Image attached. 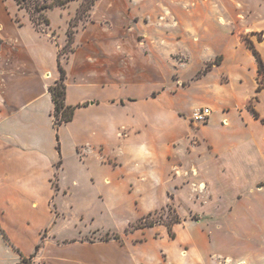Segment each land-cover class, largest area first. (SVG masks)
<instances>
[{"label":"crops","instance_id":"crops-1","mask_svg":"<svg viewBox=\"0 0 264 264\" xmlns=\"http://www.w3.org/2000/svg\"><path fill=\"white\" fill-rule=\"evenodd\" d=\"M126 12L131 17L126 0H98L60 61L64 39L38 30L15 0H0V264H264V87L256 89V56L245 42L231 43L215 66L235 81L207 80L202 101L186 111L170 103L165 51L141 47L125 29ZM255 47L264 64V42ZM59 63L74 110L56 129L49 87ZM255 96L258 116L248 107ZM204 106L211 114L196 125L190 114ZM113 148L132 157L135 177L124 180L126 160ZM103 151L117 163L103 161ZM174 158L194 173L173 175ZM123 186L136 206L150 200L135 220L171 205L180 220L128 232L132 221L120 232L96 223ZM102 230L119 238H86Z\"/></svg>","mask_w":264,"mask_h":264},{"label":"rangeland","instance_id":"rangeland-1","mask_svg":"<svg viewBox=\"0 0 264 264\" xmlns=\"http://www.w3.org/2000/svg\"><path fill=\"white\" fill-rule=\"evenodd\" d=\"M52 1L20 0L18 5L25 9L29 17L32 13L35 21L30 18L31 22L38 30L48 33L52 40H57L58 37L64 39L65 42L59 50L61 61L68 56L73 46L75 31L88 20L90 11L98 0H95L89 9H86L89 0H70L63 6L50 5ZM126 1L131 17L126 12L130 22L125 25V29L136 33L141 47L147 48L151 45L165 51L169 62L166 59L163 64L162 79L167 81L166 85L169 82L172 93L170 103L176 107L181 106L186 111L202 101L200 94L208 90L209 80L216 84H224V87L230 81H235L232 74L222 70L220 66H215L221 63L224 51L231 43L238 47L240 43L245 42L251 49L256 50L255 45L258 42H264V0H162L166 4L159 5L158 3L154 5L155 0ZM43 4L50 6L39 11L34 10L35 6ZM44 19H47L49 23L46 24ZM68 31L72 32L70 43H67ZM256 80L257 88L264 87L263 61L261 69L258 65ZM190 83L193 84L186 91L173 94L180 85ZM161 89L157 88L154 94L157 96ZM255 98L257 96L250 100L249 108L254 107ZM162 104L167 107L169 101L165 100ZM173 109L181 116L180 110L175 107ZM160 151L162 154V150ZM111 152L126 160L124 180L135 177L130 174V172L138 171L134 166L131 167L132 157L126 158L127 155L120 148H113ZM171 156L175 157V154L172 152ZM101 159L105 162L117 163L116 158L111 157L108 152L103 151ZM174 159L173 175L187 176L189 172L194 173V170L189 167L181 169L178 166V158ZM127 191L125 188L122 189L121 198L118 204L113 205L111 211L97 213L94 219L96 223L110 226L120 232L129 221H132L125 232L133 229L131 224L138 220H135L136 217L141 210L149 206L150 200H141L140 205L136 206L137 199H132ZM161 200L160 197L158 202ZM150 214V218L160 223L171 224L176 217L172 205L158 208ZM73 219L74 217L70 214L65 221L71 223ZM114 232L102 230L86 235V238H105L107 235L112 237Z\"/></svg>","mask_w":264,"mask_h":264},{"label":"trees","instance_id":"trees-1","mask_svg":"<svg viewBox=\"0 0 264 264\" xmlns=\"http://www.w3.org/2000/svg\"><path fill=\"white\" fill-rule=\"evenodd\" d=\"M18 4H20V0H15ZM68 1L70 0H53L50 5H58V6H63L65 5ZM95 0H89L88 4L86 5V9H89L91 5L94 3ZM48 4H43L40 6H35L34 10L39 11L45 7L50 6ZM30 18L32 21H35V18L33 17L32 13H30ZM44 22L47 24L49 21L47 19H44ZM71 25V23H70ZM68 41L67 43H70L72 40V32L68 31ZM72 49V48H71ZM70 49V50H71ZM254 55L256 56V59L258 61V65L260 69L262 68V61L261 58L258 54V52L255 49H252ZM59 69V77L58 79L55 80V82L49 87L51 97L54 103V109H53V116H54V126L57 129L59 125L63 122H66L72 118L73 115V110L74 106L67 105L65 103V93H66V83H65V78H66V73L64 68L61 66L59 63L58 65ZM259 88H257L258 90ZM251 112L255 115L258 116L257 112L250 107ZM151 214L144 215L140 217L134 224H131V227L134 228H141L145 226H151L154 225L155 223H158L159 221L150 218ZM179 217L176 216L175 219L172 222L179 221ZM166 225H169V223H166ZM114 238H119V234L114 233L113 234ZM105 238H109V236H105ZM39 248V244L36 246V250ZM31 259L29 258H22V260L18 264H28L30 263Z\"/></svg>","mask_w":264,"mask_h":264},{"label":"built area","instance_id":"built-area-1","mask_svg":"<svg viewBox=\"0 0 264 264\" xmlns=\"http://www.w3.org/2000/svg\"><path fill=\"white\" fill-rule=\"evenodd\" d=\"M210 114H211V109L209 107L207 106L199 107L194 109L190 119L194 123H204L208 120Z\"/></svg>","mask_w":264,"mask_h":264}]
</instances>
